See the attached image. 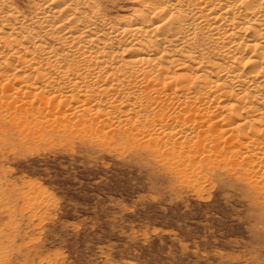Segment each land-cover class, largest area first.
Returning <instances> with one entry per match:
<instances>
[{
  "label": "bare ground",
  "instance_id": "6f19581e",
  "mask_svg": "<svg viewBox=\"0 0 264 264\" xmlns=\"http://www.w3.org/2000/svg\"><path fill=\"white\" fill-rule=\"evenodd\" d=\"M132 1L115 22L101 0H0V112L191 147L264 185V0Z\"/></svg>",
  "mask_w": 264,
  "mask_h": 264
},
{
  "label": "rangeland",
  "instance_id": "374dc122",
  "mask_svg": "<svg viewBox=\"0 0 264 264\" xmlns=\"http://www.w3.org/2000/svg\"><path fill=\"white\" fill-rule=\"evenodd\" d=\"M101 4L115 22L136 5ZM13 112H0V264H264V185L243 166Z\"/></svg>",
  "mask_w": 264,
  "mask_h": 264
}]
</instances>
